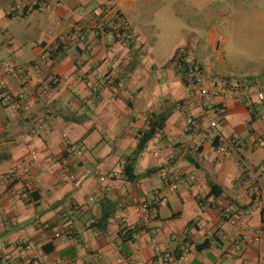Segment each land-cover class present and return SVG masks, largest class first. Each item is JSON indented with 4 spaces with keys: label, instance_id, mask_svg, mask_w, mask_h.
<instances>
[{
    "label": "crops",
    "instance_id": "obj_1",
    "mask_svg": "<svg viewBox=\"0 0 264 264\" xmlns=\"http://www.w3.org/2000/svg\"><path fill=\"white\" fill-rule=\"evenodd\" d=\"M237 1L49 0L52 7L42 8L0 0V264H264V194L257 204L238 164L239 156L254 169L264 164V103L254 93L202 97L178 74L179 52L191 49L208 77L228 76L204 55L228 39L215 17L238 16ZM14 3L19 8L11 10ZM111 4L129 18V45L90 30ZM60 34L68 38L64 47L56 44ZM7 64L25 71L4 74ZM250 78L264 86V65ZM7 93L41 123L40 132H26L25 108L5 100ZM188 111L197 122L192 130ZM165 112L164 127L136 157L139 177L129 180L128 158L150 118ZM218 135L238 138L240 154L217 152ZM78 142L81 156L68 150ZM25 163L31 175L15 176ZM167 172L178 175L174 192ZM151 197L167 201L155 217L137 216L134 204ZM110 202L125 208L96 226ZM213 202L250 209L242 249L232 257L235 230L217 228Z\"/></svg>",
    "mask_w": 264,
    "mask_h": 264
},
{
    "label": "built area",
    "instance_id": "obj_2",
    "mask_svg": "<svg viewBox=\"0 0 264 264\" xmlns=\"http://www.w3.org/2000/svg\"><path fill=\"white\" fill-rule=\"evenodd\" d=\"M31 6L42 8L52 7L49 0H32ZM18 8V3H14L11 6V10H15ZM90 30L95 35H107L116 43L123 45H129L133 40V30L131 28L129 18L115 5L104 6L101 14L95 20V23L90 26ZM77 34L80 40H85L86 33L84 31ZM67 40V35L60 34L58 36L56 44L60 47H64L67 45ZM178 58L179 67L183 69L182 76L185 79L186 83L197 88L199 94L202 97L230 95L237 99H241L243 97H248L254 93L257 99L264 103V86H261L260 83L255 79L243 80L234 79L228 76H216L210 78L204 72L201 62L189 49H182L178 54ZM2 71L4 74L22 75L25 71V68L15 64H7L3 66ZM52 81L58 82L59 77H53ZM109 82L111 83L112 79L107 80L97 86L95 85L92 87V89L95 93L98 94L101 88L107 86ZM1 84L3 85V87L6 85L4 80L1 81ZM4 98L17 108H25L26 114L23 120V127L26 129L27 133L37 134L41 131V123L37 122V120L33 118L32 114H30L27 110V107L24 104H21V100L17 96L7 93ZM210 124L211 127L215 128L217 127L219 122L217 119H214L210 122ZM196 125L197 122L194 115L192 114V112L188 111L186 114V129L192 130ZM215 143L216 151L219 152L222 156L227 155L228 148H233L236 153H238L241 148L238 138L229 139L223 135H218L215 139ZM68 150L76 153L78 156H81L83 154V144L80 142L70 143L68 144ZM239 154L240 153H238V155ZM238 164L243 169L244 174L250 181V187L255 196L256 203L261 204L264 194V164H262L258 169H254L246 162V160L242 156H239ZM19 170L20 172H16V170L13 171L15 173V176L18 177V175H20L19 177L24 176L25 178H27L31 175L32 169L30 164L25 163L19 166ZM189 176L192 179L196 178L195 174H189ZM163 177L167 182V190L169 192H174L177 189L178 175L167 172ZM166 201V197L147 198L142 201L136 202L134 204V211L137 216L144 219H149L156 216V206ZM116 207L117 208L114 213L124 210L125 204L124 202H120ZM211 207L219 210V216L217 220V228L219 230L222 229L224 223H228L235 230L231 245L226 254L229 257H232L233 255L239 253L242 249V243L245 237V228L242 224V218L249 215L250 209L243 207H239L236 209L230 207L222 208V206L215 202L211 204ZM92 221H94V219ZM260 236L261 232H257L255 233L254 239L259 240ZM152 246H156V243L153 242ZM190 247V242L184 244L180 254V258H184L188 254Z\"/></svg>",
    "mask_w": 264,
    "mask_h": 264
},
{
    "label": "rangeland",
    "instance_id": "obj_3",
    "mask_svg": "<svg viewBox=\"0 0 264 264\" xmlns=\"http://www.w3.org/2000/svg\"><path fill=\"white\" fill-rule=\"evenodd\" d=\"M234 7L238 16L234 13L229 20L215 17L218 29L228 39L219 48L213 47L212 57L210 53L204 57L231 78L248 80L264 65V0H240Z\"/></svg>",
    "mask_w": 264,
    "mask_h": 264
},
{
    "label": "trees",
    "instance_id": "obj_4",
    "mask_svg": "<svg viewBox=\"0 0 264 264\" xmlns=\"http://www.w3.org/2000/svg\"><path fill=\"white\" fill-rule=\"evenodd\" d=\"M131 25V23H130ZM132 28V26H131ZM134 35V34H133ZM203 67V65H202ZM182 72L183 69H181L180 67H178V74L181 78V80H183V82H186L185 79L182 76ZM254 79V78H250L249 80ZM169 117V112H165V113H161V114H154L148 123V128L141 134L140 138H139V144L137 147V150L135 151V154H133V156H130L128 158V162L125 165L124 168V174L127 176V178L129 180H136L139 175L134 173V162L136 160V157L139 155V153L144 149V147L146 146V144L148 143V141L154 137V135L164 127L166 120ZM116 210V205L113 203H108V205H105L103 207V214L102 217L100 218L99 222H94L96 226L104 228L106 226V224L108 223L109 218L111 217V215L115 212ZM126 231V230H124ZM126 233H128V231H126ZM200 247V245L198 246Z\"/></svg>",
    "mask_w": 264,
    "mask_h": 264
}]
</instances>
